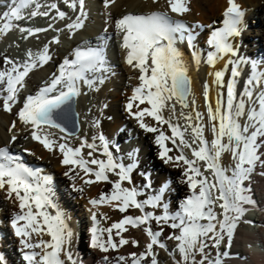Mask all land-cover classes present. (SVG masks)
I'll list each match as a JSON object with an SVG mask.
<instances>
[{
  "label": "snow or ice",
  "instance_id": "6c2138e0",
  "mask_svg": "<svg viewBox=\"0 0 264 264\" xmlns=\"http://www.w3.org/2000/svg\"><path fill=\"white\" fill-rule=\"evenodd\" d=\"M104 6L108 7L114 0H103ZM156 0H153L155 3ZM63 3L73 11H79L75 21L66 25L69 31L79 30L83 27L85 0H63ZM228 7L223 13V27L211 31L206 43L209 51L206 53L208 66L215 68L219 60L229 57L225 64V70L231 65V79L225 85V70H217L209 75L214 76V82L221 88L226 87V95L220 93L217 98L216 107L213 108L208 99V86L205 85V101L207 107L208 127L213 139L209 142L205 136V125L202 123L204 117L200 112L195 113L196 123L193 124V117L186 115L187 121L184 131L179 125H174L171 118H165L163 111L168 107L169 102H178L182 108H188L187 97L190 94V81L187 76V68L181 58V53L176 47L177 43L186 42L192 49L194 60L199 64V53L195 51L194 33L181 22L173 21L166 13L154 12L150 15H125L116 21L115 27L118 32L123 33V48L127 50L126 63L140 72V86L136 87L126 110L138 122L139 127L148 133H158L155 136V143L159 146L160 158L166 163L170 161L183 162L187 166L183 175L191 190L188 196L180 205V211L174 215L169 213L167 205L162 204V196L166 191L162 187L159 194L148 196L143 201L138 200L144 195L136 187H122L124 182L132 184L131 173L135 164L125 165L114 158L109 144L103 135L94 137L102 146V155L106 159L83 158L82 148L91 149L88 157H93L97 150L95 143H82L79 148L68 147L65 143H57L50 139L47 134H38L37 130L42 125L54 127L64 132V128L54 118L65 106L69 105L74 97L79 96L81 82L89 89H94L97 81L103 84L100 77L89 78L88 74L107 71L102 50L88 48L87 50L77 49L75 58L71 61L64 60L58 67V74L53 73L50 84L41 88L35 96H28L18 112V119L26 126H30L31 138L40 143L44 149L53 152L58 149L62 154V163L66 166H74L84 176L94 177L85 179V184L109 181L108 173L118 177V181L112 183L110 195L101 194L99 200L92 199L89 203L95 208L98 204H112L118 202L114 207L121 213H125L130 207L139 209L142 216H126L119 222L113 223L109 228H100L97 219V212L92 211L91 220V246L107 252L109 247L117 249L129 244V240L121 236L117 243L113 242L112 232L116 229V235L127 231L126 226L139 228L142 225H149L155 222L156 225H167L178 234L169 235V240L177 241L176 251L180 260L176 264H221L220 260L209 259L205 249L208 247L207 240L212 241V246L219 248L222 243L230 246L234 231L241 218L245 215L246 206L252 205L250 197L251 189L247 186L255 172L258 164H264L261 149L264 148V62L258 64L255 60H248L240 57L238 49L233 41L241 36L243 30L244 13L236 0H227ZM34 5L30 17H49L53 20H64L66 13L61 11L56 3L42 4L41 0H10L8 10L0 15L2 27L0 34H7L18 25L13 21L26 19L23 10ZM170 11L177 15H184L190 9L187 0H167ZM44 9V10H41ZM53 11L55 15H52ZM51 27V25H49ZM21 33L27 39L37 33L46 32L48 28L19 27ZM54 39L52 43H58ZM47 46L38 54L27 53V59L17 62L5 58L4 63L8 67L0 70V99L4 111L11 112L12 107L18 102V94L23 87L25 78L38 65L43 66L51 57L48 54ZM235 58V59H233ZM150 61V63H149ZM135 62V63H134ZM241 65H250L248 76L242 93L238 96L236 91V78L241 75ZM150 73V75H149ZM260 88L258 95L255 94ZM55 93V95H50ZM137 109L139 105L147 104L145 107L133 112L134 102ZM247 109V111H246ZM172 111L175 113V104H172ZM183 115V113H181ZM151 117L156 126H150L144 122V117ZM246 117L242 123V118ZM167 125L171 136L161 130ZM98 126V123H97ZM12 127H15L13 123ZM191 128L192 140H186L185 131ZM63 139V137H61ZM16 137H12L15 142ZM179 149L180 154L171 157L168 153L172 151L166 146V141ZM179 140V144H177ZM193 145H196L193 147ZM191 150L194 159H188L183 154V149ZM230 154L232 165L229 168L222 166V157ZM134 154H129L133 159ZM166 158V159H165ZM203 162L204 170L198 165ZM89 165L96 166L95 169ZM205 172H211L210 181ZM69 173L66 172L65 175ZM264 174V173H262ZM199 177V179H197ZM72 178V177H70ZM83 178V177H82ZM47 181H40L36 174L19 163L6 148H0V190H5L9 198L15 197L19 203L21 214L16 215L12 221V228L15 235L20 238V245L24 250L23 260L26 264H66L67 261L75 264L67 246L71 243L72 232L68 229L65 219L59 210L55 215L50 214L46 209L55 208ZM145 187H151L146 184ZM75 189V186H74ZM83 191V189H75ZM221 211L216 212V208ZM35 208V211H33ZM146 208H162V214H155L145 211ZM26 210V211H25ZM24 223L21 225L20 222ZM143 231L149 237L150 242L146 251L137 256L132 253L131 264H141V261L152 257L151 264H157L154 246L161 249L166 245L160 242L162 229L153 231L151 227H144ZM107 232L106 240H101L103 233ZM47 235L50 240H39L32 242V235ZM132 245L138 246V241L132 240ZM39 249V251H36ZM227 255V253H224ZM197 256L200 257L197 260ZM175 258V257H174ZM121 260L124 257H120ZM0 264H4V258L0 256Z\"/></svg>",
  "mask_w": 264,
  "mask_h": 264
},
{
  "label": "bare ground",
  "instance_id": "6f19581e",
  "mask_svg": "<svg viewBox=\"0 0 264 264\" xmlns=\"http://www.w3.org/2000/svg\"><path fill=\"white\" fill-rule=\"evenodd\" d=\"M99 2L100 4H103V7L101 5V10L99 9V12H102L105 17L100 16L101 18L96 22V24H98L96 25L97 28L93 32L88 31L84 33L86 36H88V42L93 46L97 45L100 50H102L104 47V42H110V39L118 33L120 34L119 38L123 39V34L117 31L115 24L117 20L131 13L145 16L154 12L166 13L173 21L181 22L184 25H191L189 30L194 33L195 51L200 54L199 58L201 62L199 64L195 62L192 49L188 48L187 52L189 55H183L186 48L184 50L180 49L181 58L187 68V73L192 80V91L191 94H189L190 97L188 101L189 107L182 108L178 102L171 101L169 102L168 107L163 111V115L165 118H171V122L174 125H179L182 131V125L187 124V121L184 117L186 115H191L193 117V124H195V113L200 112L204 117L202 121V123L205 125L204 136L210 142L214 137L210 128L208 127V105L204 96L205 85L208 86V99L211 102L212 107L215 108L218 95L220 93H224L226 95V87L221 88L218 86L214 82V76L209 75V73H214L217 70H225V64L229 57L219 60L215 68L208 66L205 60L206 53L210 49L206 41L209 38L212 30L223 27V13L228 7L227 0H187L190 10L182 16L174 14L170 11L167 5V0H156L155 3H153V0H114V3H110L108 7L104 6L103 0H99ZM236 2L240 9L244 11V17L242 34L241 36L235 38L233 43L238 49V54L240 57L248 60H255L259 64L261 63L259 59L264 60V48L262 45H259L260 43L258 42L262 39L264 40V0H236ZM89 8L90 3L87 1L86 9ZM259 15L262 16V18H257ZM94 20L95 19H91V22ZM0 24L2 26V21ZM100 24L103 25L102 28H99L101 27L99 26ZM251 29L253 30L252 34L249 31ZM69 36L70 34H67V37ZM0 38H3V35L0 34ZM64 48L65 47L52 46L48 52L49 56L51 57L49 62L53 63L56 61L55 64H57L59 67V65L62 64L64 60H73V58H75L74 53L77 49L87 50V45H84L77 40L72 43L70 47L71 49L67 50L68 48H66L61 52L60 50ZM121 53V56H116V59L110 62V66L117 68V72H121L123 78H120L121 81L119 80L118 82H115V93H110L108 96L112 99V101L107 99V102H104V117L101 118V121H99L101 125L98 124L101 126V132L99 135H103L105 137L109 144V150H112L113 156L116 160L123 162L126 166L132 163L137 166V169L135 170L136 173L133 172L131 174V180L133 179L134 175L137 176L135 183L133 180L132 184L124 182L122 187H136L138 189L137 185H146V183H148L151 178H155V175L152 174V172L154 173L156 170L151 172L152 168L164 172V174L161 173L160 175H157L161 181V184L158 186V191L151 193L154 191L155 187H151L153 188L151 191L148 187H146V189L148 188L147 190H149L150 194L139 196L138 200L143 201L150 195L159 194L160 189L165 187L166 191L162 196V204L167 205L169 213L174 215L176 212L180 211L181 203L191 195V190L189 187H186V178L183 175L187 166L183 165L182 161L178 162L179 166H177V162L175 161L166 163L164 159H161L159 155V146L155 143V136L158 135V133L145 132L139 127L138 122L133 118V116H131L126 110V104L129 102V98L132 96L134 89L140 86L141 82L139 80V70L134 69L132 66H129L126 63L127 50L123 49ZM23 55L25 54L23 53ZM2 57H8L9 59L17 61V59L12 57L8 51H0V70L8 67V65L3 62L5 58L3 60ZM21 60L22 57L18 59L17 62H22ZM44 65L39 66L40 68L38 69L35 68L30 72L29 76L26 77L25 84L29 85V89H32L31 96L37 95V92L44 87L43 85H46L43 84V81L46 78L52 76L53 73L58 74L57 67L49 69L51 70L49 73L48 69V71L44 70ZM231 67V65H228V68L225 70V85L231 79ZM240 69L241 75L236 78V91L238 96L242 93L246 80L251 71L250 65H241ZM261 70L264 71V67H262ZM89 78L95 77L92 75ZM96 85L94 86L95 88L98 86ZM86 88L85 86L81 87V94L77 96V114L80 116L78 118L81 125V130L78 135L69 136L57 128L49 127L47 125H42L41 129L37 130L38 134H47L50 139L56 141L57 143H65L68 147L74 149L81 147L82 143L84 142L87 143L89 141L93 143L92 141L94 140L89 138L93 137L92 133L93 130L94 132L97 130V125L95 126V129H93V127L91 128L90 120L92 119L91 113L93 112V109H90L91 113L89 115L86 113L88 111L86 109V105H84V100L86 99V97L84 99V96L86 95ZM121 90L124 92L118 93ZM260 90V88H257L255 94L258 95ZM114 94L117 96L115 97ZM95 95L97 94L95 93ZM19 97L20 92L17 99ZM0 101L2 103V99ZM24 102L25 100L21 101L18 107L16 105L19 104V102L15 103L11 112L3 111V107L0 109V148H6L12 156L17 158V160L21 159L24 164L27 165V168L36 174L38 180H46L48 182L46 187L49 189L50 198L55 205V208H51L54 212L51 211V209H48V212L52 215H55V211L59 210L62 213L65 222L67 219L69 220L66 222V224L68 229L72 232V237L71 243L67 246V248L72 255V260L75 261V264H131V254L136 253L137 256H139L141 253L146 251V246L150 242L149 237L143 231L144 227H151L153 231H159L162 229V236L159 239L161 243L166 245V248L161 249L158 246H154L153 250L157 264H176V262L180 260L178 252L174 250L175 243L177 244L178 242L168 239V236L172 234L173 229L163 224L158 226L154 221L150 222L149 225H142L139 228L126 226L128 230L122 232L120 236H117V230L113 229L112 236L114 243L118 244V241L122 236L123 238L129 240V244L118 247L117 249H112L109 247L107 252H103L98 248H93L91 246V230L88 235H84L81 232L82 225L88 223V220H86L87 217H85L83 220L80 218L81 228L79 232L81 233L79 236H77L79 233V226H77V224L75 225L74 221L76 218H78V216L76 217L75 211L68 207V198L66 199L67 193L64 195L62 190L59 188L61 186L70 185L73 186V191L67 192L71 193L70 195L72 198L86 196L89 201L92 199L99 200L101 194H111L113 190L111 182L118 181V177L113 173H108L109 176L112 175V178H109V181L111 182L101 181L93 184H85V179H94V177L84 176L82 172H80L79 175H76V173L79 172V169L75 168L74 166L63 165V157L58 149L53 152H49L44 149L40 143L32 140L31 127L24 125L18 119V112L23 106ZM138 103V101L134 102L133 112L145 107H150L147 104H143L139 105V109H137L136 104ZM172 104H175V113L172 111ZM181 113H183V115ZM86 116H88L87 119L89 120L88 127L84 119ZM245 119L246 117L242 118L241 122L243 123ZM144 122L150 126H156L155 121H153L151 117L145 116ZM13 123H15L14 128L12 127ZM126 124H128V126L131 125V127H129L133 128V130L128 128L132 135L129 134L128 136L126 134L127 129L122 130L124 126L125 128L127 127ZM161 130L164 131L166 135L171 136V131L168 129L167 125L162 126ZM124 134L126 138H123ZM13 136L16 137L15 142L12 141ZM59 136H62L63 139L59 138ZM124 139H129L128 141L130 143V151L124 153L125 157L123 156L124 146H122ZM177 144H179V140H177ZM166 146L172 149V151L168 153V156L175 157L180 154L179 149L172 145L170 140L166 141ZM99 147L97 148V152L99 154L97 153L98 157L96 158L106 159V157L102 155V147L100 149ZM89 151H91V149H88L86 146L82 148L83 158L90 160L95 157L94 152L93 157H88L87 154ZM261 153H264V148L261 149ZM129 154H134L132 160L129 159ZM183 154L188 159H194L186 148L183 149ZM262 159H264V155H262ZM221 163L223 167L229 168L233 163L230 158V154H224ZM89 166L93 169L96 168L94 165ZM50 167H52V170H54L53 172L47 170ZM45 170L49 171V174H46ZM142 170H145L144 173L146 175V179L143 178V175H138V172ZM203 170L204 168L202 166L201 171ZM66 172L69 174L65 175ZM208 173L210 174L211 172ZM262 173H264V164H258L250 182L247 185L251 189L249 194L253 200V204L246 206L245 215L241 218L237 228L234 231L230 246H227L224 243V246L215 248L212 246L211 240L206 241L208 247L205 249V251L209 259L218 258L221 264H264V174ZM168 178L172 179V186L168 185ZM197 179H199V177H197ZM74 186L75 189H83V191L75 190ZM138 190L144 192L143 188ZM55 192H58L56 196L59 198V203H56L55 200H53ZM178 198L182 199L178 200ZM117 203L118 202H113L111 205L107 203L98 204L95 208H93V206L89 203L85 207L91 215L92 211L97 212L99 227L104 229L111 227L113 223L119 222L126 216H132L135 218L137 216L143 215L139 209L134 207H130L125 213H121L118 208L114 207V205ZM0 204H3L2 207H5L8 211L7 214L0 212V222L2 223H6V220L12 221L16 215L21 214L19 203L15 200L14 194L12 198H9L5 190H0ZM174 206L178 207V211L174 209ZM90 209L92 211H90ZM64 210H66L67 214ZM215 210L217 213L221 211L218 207ZM33 211H35V208H33ZM145 211H151L157 215L162 214V208H146ZM2 223L0 224V256L4 258V264H26L23 258L20 259V257H18L19 252L16 253V248L19 249V251L24 252L19 242L20 238L15 235V230L12 228L13 240H10L7 236L8 230L3 227ZM23 223V221L20 222L21 225ZM87 225H85V227H87ZM90 226L91 229L92 222L90 223ZM107 236V232L103 233L101 240H106ZM41 239L50 240V237L44 234L36 235L34 233L32 235V242H39ZM132 240L138 241V246L134 247L131 243ZM81 241H83V246L80 245ZM36 251H39V249H36ZM224 253H227V255H224ZM120 257H124V259L121 260ZM62 258L65 259L66 264H71V261H67L66 256H62ZM199 259L200 257L197 256V260ZM151 260L152 257H148L147 260L141 261V264H151Z\"/></svg>",
  "mask_w": 264,
  "mask_h": 264
},
{
  "label": "rangeland",
  "instance_id": "374dc122",
  "mask_svg": "<svg viewBox=\"0 0 264 264\" xmlns=\"http://www.w3.org/2000/svg\"><path fill=\"white\" fill-rule=\"evenodd\" d=\"M100 16H104V14L103 13H100ZM257 18H262V16H258ZM69 23H72L71 22V20H68V19H65V20H63V22L62 23H60L61 24V26H62V29H63V31L62 32H64L65 34H64V36L65 37H67V33H72L73 34V38H77L79 35H80V33H78V32H76V30L75 31H69V29L66 27V25L67 24H69ZM90 25H91V23H90ZM101 25V24H100ZM205 26H206V24H205ZM91 27L92 26H90V27H88V28H90L91 29ZM62 35H61V33H60V36H58L60 39L62 38L61 37ZM63 36V37H64ZM71 37V36H70ZM117 37V36H116ZM257 39H260V38H257ZM62 41H65L64 39H62ZM9 42H13V43H16V42H14V41H12L11 39H9ZM38 40L37 41H34V42H29V43H27V44H17V45H12V44H6V46H4L3 47V49L5 50V52L6 51H8L9 53H11V51L10 50H13L12 51V54L13 55H15V56H18V57H22V58H28L27 57V54L26 53H28L29 51L30 52H32V50H36V48L35 47H37V48H39L38 47V44H40L41 42H38ZM259 42V41H258ZM261 42H262V47L264 48V40L262 39L261 40ZM70 43V42H69ZM71 44V43H70ZM259 45H261V44H259ZM68 47V46H67ZM21 48V49H20ZM51 48V46L49 47L48 46V49H50ZM23 53L25 54V55H23ZM33 54H35V52H32ZM20 57V58H21ZM4 58L5 57H2V59L4 60ZM114 68V67H113ZM49 70V69H51V67H48L47 66V63H46V67H45V70ZM47 70V71H48ZM115 70V69H114ZM49 72H51L50 70H49ZM45 74V73H44ZM116 74V76L118 77V75H119V77L118 78H116L115 77V75H112V73H109L108 75H104L103 76V80H104V82H103V84H100L99 82H97V87L95 88L94 87V89H87L86 88V90H85V96H84V99H85V97H86V99L84 100V105H86V109L88 110L86 113H87V115H89L90 113H91V111H90V109L92 108L93 110V112L91 113L92 114V119L90 120V123H91V128L93 127V129H95V126L97 125V123L99 124V125H101V123H99V121H101V118H103L104 117V110H105V106H104V102L106 101L107 102V99H110V101H112V99L110 98V97H108L109 96V94L110 93H115L114 91H115V82H118L119 80H120V78H123L122 77V73L121 72H119V73H115ZM118 74V75H117ZM99 77V76H98ZM33 78V77H32ZM31 78V79H32ZM121 81V80H120ZM29 87V85L28 86H26V88H28ZM99 88V89H98ZM96 89V90H95ZM92 91V92H91ZM113 91V92H112ZM122 92H124L123 90H121L120 92H118V93H122ZM88 93V94H87ZM95 93L97 94V95H95ZM114 96L116 97L117 95L116 94H114ZM100 97V98H99ZM1 100V99H0ZM86 102V103H85ZM0 109H2V103H1V101H0ZM17 107H18V104L16 105ZM104 109V110H103ZM4 111V110H3ZM106 111H107V109H106ZM94 116V117H93ZM87 117L88 116H86L84 119H85V122H86V125H87V127L89 126V123H88V119H87ZM97 126V130H95V132H94V130H93V133H92V135H93V137H91V138H89V139H92L93 140V138L94 137H98V135H99V133L101 132V126ZM127 125V127L125 128V126L122 128V130H126L127 129V131H126V134L128 135V134H132V133H130L131 131H129V129H132L133 130V128H130L131 127V125H129L128 126V124H126ZM185 127H186V125L185 124H183L182 125V131H184L185 130ZM12 128V127H11ZM129 128V129H128ZM191 128H188L186 131H185V139L186 140H188L189 142H191V140H192V131L190 130ZM91 135V134H90ZM125 136V134L123 135V137ZM129 136V135H128ZM62 136H59V138H61ZM125 138H126V136H125ZM93 143H95L96 145H97V148L99 147V144H100V142L98 141V139H96V141H92ZM124 142H125V140H124ZM87 143H91V142H87ZM196 145H193V147H195ZM102 146L100 145V147H99V149L101 148ZM187 149V151L189 152V153H191V150L190 149H188V148H186ZM102 150V149H101ZM112 151V150H111ZM95 153V157L94 158H96V157H98L97 156V150L94 152ZM99 154V153H98ZM117 154V153H116ZM37 158V157H36ZM38 159V158H37ZM97 159V158H96ZM38 161V160H37ZM39 162V161H38ZM198 166L199 167H201L202 168V166H203V168H204V164H203V162H198ZM47 170H49V171H54V170H52V167H50V168H48ZM47 170H45V172H46V174H49L48 172L49 171H47ZM154 170H156L154 173L152 172V171H154ZM138 172V171H137ZM145 170H142V171H140V172H138V175L140 176V175H143V178H145L146 179V175H145ZM151 172H152V174H154L155 175V178L154 179H152L151 178V180L150 181H148V183H146V184H150L151 185V187H155L154 188V191L153 192H151V193H155L156 191H158V189H159V184H161V181H160V179H159V176H157V175H160L161 173L162 174H164V172H161L160 170H157V169H155V168H152L151 169ZM136 173V172H135ZM204 175L205 176H207L208 177V179L211 181V173L209 174L208 172H205L204 173ZM211 175V176H210ZM109 178H112V175H110L109 176ZM136 178H137V176L136 175H134L133 176V181H134V183H135V180H136ZM153 182H154V185H153ZM143 185V186H142ZM145 184H139V185H137L138 186V189H140V188H143V190H144V195H149L150 194V192H149V190H147L148 188L150 189V191L151 190H153V188H151V187H148L147 189H146V187L144 186ZM168 185H171L172 186V179L171 178H168ZM185 185H186V187H188V185H187V183L185 182ZM58 187H59V185H58ZM60 190H62V192L64 193V195H66V193H67V195H66V199L68 200V207L70 208V209H73L74 211H75V213H76V217L78 216V218H76V220L74 221V224L76 225L77 224V226H79V229H78V232H79V230H80V223H81V219L83 220L85 217H87V219L86 220H88V225L87 224H83L82 225V233L84 234V235H88L89 233H90V223L92 222V220H91V214H90V212H88L87 211V208L85 207L87 204H89L88 203V198L86 197V196H84V197H80V196H78L77 198L76 197H73L72 198V196L70 195L71 193H69V192H67V191H73V186H70V185H66V186H61L60 188H59ZM148 191V192H147ZM58 194V192H55V195L53 196V195H51V196H53V200H55V202L56 203H59V198H58V196H56ZM170 196H172V195H170ZM57 198V199H56ZM180 199H182V198H178V200H180ZM177 200V201H178ZM171 201V200H170ZM171 203H172V201H171ZM179 203V202H178ZM177 203V204H178ZM1 206H0V212H2V213H4V214H7V209L4 207H2V205L3 204H0ZM171 207H172V204H171ZM49 209H51V208H49ZM174 209L176 210V211H178V207L177 206H174ZM47 211H48V209H46ZM51 211H53L52 209H51ZM65 212H66V210H64ZM67 211H69V210H67ZM54 212V211H53ZM66 214H67V212H66ZM75 218V217H74ZM81 218V219H80ZM91 220V221H90ZM67 221H69L68 219H67ZM66 221V222H67ZM90 222V223H89ZM2 222H0V224H1ZM2 225H3V227L4 228H6V230H8V238L9 239H11V240H13V232H12V226H11V223H9L8 221L6 222V223H2ZM75 225H74V229H75ZM85 225H87V227H85ZM8 226V227H7ZM88 228V229H87ZM10 230V231H9ZM87 231V232H86ZM81 232H79L78 234H77V236H79L80 235V233ZM174 233H177L178 234V230H173V232H172V234L171 235H173ZM76 236V237H77ZM84 237V236H83ZM83 237H82V239H83ZM175 241V240H174ZM13 243V242H12ZM83 241H81L80 242V245L81 246H83ZM176 243H175V248H174V250L176 251ZM225 244L224 243H222L221 244V246H224ZM14 250H15V246H14ZM17 253V252H16ZM20 255V254H19ZM18 255V257H20ZM16 256H17V254H16ZM21 258V257H20Z\"/></svg>",
  "mask_w": 264,
  "mask_h": 264
},
{
  "label": "water",
  "instance_id": "95a60500",
  "mask_svg": "<svg viewBox=\"0 0 264 264\" xmlns=\"http://www.w3.org/2000/svg\"><path fill=\"white\" fill-rule=\"evenodd\" d=\"M188 76V75H187ZM189 81L191 79L188 76ZM192 90V83L190 82V93ZM189 97V96H188ZM187 97V100H188ZM77 96L73 98L71 103L64 107L62 111H60L54 118L57 123L64 128V132L68 135H77L81 129L80 121L77 114Z\"/></svg>",
  "mask_w": 264,
  "mask_h": 264
}]
</instances>
